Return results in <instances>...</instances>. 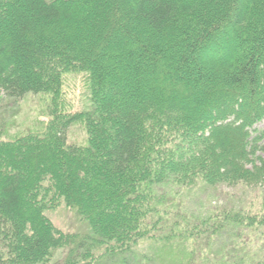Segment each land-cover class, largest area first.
Returning <instances> with one entry per match:
<instances>
[{
  "label": "trees",
  "instance_id": "1",
  "mask_svg": "<svg viewBox=\"0 0 264 264\" xmlns=\"http://www.w3.org/2000/svg\"><path fill=\"white\" fill-rule=\"evenodd\" d=\"M202 2L112 4L105 21L134 40L115 67L123 58L134 71H153L133 94L122 87L130 77L108 74L100 61L111 36L99 49L96 40L85 43L97 36L86 23L96 0H0V103L45 97L49 115L42 130L9 137L11 126L0 120V264H196L189 250L196 245H187L194 232L212 245L226 233L237 237L236 251L216 264H264L263 2L234 1L231 13L211 20ZM132 27L148 37L130 34ZM162 38L171 51L155 41ZM204 42L202 65L222 72L220 81L205 80L197 62ZM75 73L85 75L90 103L72 113L65 82ZM194 73L196 84L208 85L202 98L185 92ZM75 123L85 126L82 143L68 141ZM225 187L234 192L220 210L171 215L181 230L159 234L170 217L166 198L170 204L178 190L208 197ZM249 193L258 207L241 197ZM61 206L87 228L55 224L50 213ZM240 239L252 245L247 256Z\"/></svg>",
  "mask_w": 264,
  "mask_h": 264
},
{
  "label": "rangeland",
  "instance_id": "2",
  "mask_svg": "<svg viewBox=\"0 0 264 264\" xmlns=\"http://www.w3.org/2000/svg\"><path fill=\"white\" fill-rule=\"evenodd\" d=\"M238 2V1H244L246 4V8L251 4V0H203V10L205 11V15L207 18L212 19V14L215 17H218L219 15H222V13H231L233 11V7L231 8L232 2ZM263 2V9H264V0H260ZM117 3L118 0H96V3L92 6V10H96V13L89 15L86 19V23H89V26L95 25L98 27L96 31L97 36H90L85 37L86 41L85 43L89 42H96L98 45L95 46L96 49H99L103 44L105 43V34H109L111 36L110 44L108 47L103 49V54L100 56V61L105 65L106 72L108 74L113 73H120V74H126L127 77H130L127 82H125V85L122 86L125 92L131 91L134 93V90H138V85L143 84V80H145V77H149L153 75V71H147L141 73V71H134L133 66L127 64V60H123V65H120L119 67H115V62L118 58H121V54L126 51V45L128 42L130 43L131 40L130 37L124 35V31L119 30H113L110 28L112 26V23L105 21V17H113L114 16V8H112L113 3ZM102 11V12H99ZM117 14V13H115ZM117 22V21H116ZM143 30H138L137 28H130V34L132 35H138L139 38L142 37H148V34L144 32ZM193 33L194 30H191ZM190 31V32H191ZM217 33V32H216ZM222 35V40H225L226 36H229V32H226L224 29H221L220 33ZM241 35H238V38H240ZM151 38V37H150ZM153 39V38H152ZM155 40V39H154ZM156 42H162L163 46L167 48L168 51H171V49L168 47L167 39H157ZM226 41V40H225ZM134 40L132 41V43ZM171 42V41H170ZM101 45V46H100ZM138 46V45H137ZM199 50H197V56L199 61L198 64L202 66L203 71L205 73V80H219L223 76L222 72H219L217 70H211L212 67L207 66L206 67L202 64L203 57L201 56V52H204L206 49V43L204 42L202 45L199 46ZM241 46H236L232 50V55L235 53L237 54L238 51H240ZM218 49L226 53V49H224L222 46L219 48V46L213 47V49ZM224 49V50H223ZM139 48L135 52V58L139 61H143V59L138 55L139 54ZM186 49L182 46L176 54L174 55V61H173V67L176 69L179 66H181V59L182 55L185 53ZM213 51V50H212ZM197 64V65H198ZM180 68V67H179ZM177 70V69H176ZM119 71V72H116ZM180 72V71H179ZM179 74L180 81L183 80L184 75ZM194 76V80L191 82H187L186 84V91L187 93L191 94L190 98H202L201 96L204 92L208 90V85L200 86L199 84H196L198 82V74L194 73L192 74ZM151 78V77H150ZM196 79V80H195ZM209 82V81H207ZM69 87L67 92V97L70 100L71 108L70 111L77 112L82 110L87 106V104L90 103L89 97H88V90H87V83L85 79V75L82 73H75L70 74L66 77L65 82V89ZM120 87V86H119ZM117 88V87H116ZM48 112V101H46L45 97L40 96H28L27 98L20 100L18 102L10 100V99H4L0 103V120L3 121L7 127L11 126L10 132L8 130L7 136H12L16 133H20L21 131L25 132L28 129L37 128L38 130H42L47 121L49 120ZM259 127H264V121H262L259 124ZM87 138V132L85 129V126L82 123H75L71 126L69 133H68V141L69 142H77L82 143ZM177 191V190H176ZM230 192L233 193L234 190L225 187L220 188L218 190L210 191L208 193V197L206 195H202L201 197L194 199L192 197L191 192L188 191H182L178 190L177 193L174 195H171L170 198V204L167 202L165 203V210L167 211V214L170 215L169 218H165L163 221L162 229L159 232V234H169L171 232L172 227L176 228L177 230H181V227L177 228L174 226L173 219L171 215H175L174 219H180V217L188 216V219H190V214L194 211L196 212H202L204 213L205 210L212 209L213 211L220 210L224 204L226 203L225 200V193ZM193 194L196 193L195 191L192 192ZM250 194L241 196L244 200L250 202L254 208L258 207L259 200L256 198V196L250 197ZM240 196L236 197V200ZM230 201L228 200L227 203ZM186 212V213H183ZM50 216L54 220L55 224L60 226L65 231L68 230H82L86 229L87 225L85 221L80 219L78 214H76L74 211L66 208L65 206H61L55 211L50 213ZM187 219V220H188ZM181 220V219H180ZM264 229V228H263ZM189 234V233H187ZM236 234V233H235ZM191 234H189L190 236ZM193 238H190L187 240V245L189 247L194 246L193 248H190V251L194 252V257L196 258V264H216L218 262V259L221 260L223 257V253L225 252H235L236 251V240L237 237L234 235L233 232L224 234L223 237H221L220 240L216 241L213 245L210 244L204 235L197 234L194 232ZM243 239H240V242H243ZM227 244V245H226ZM226 245V246H224ZM224 246V247H222ZM251 244L249 243V239L247 242L242 243V252H245L244 255H248V251L251 249ZM254 247V246H253ZM184 248H180V253L183 252ZM141 251V250H140ZM139 253V252H138ZM178 252H175V255H177Z\"/></svg>",
  "mask_w": 264,
  "mask_h": 264
}]
</instances>
